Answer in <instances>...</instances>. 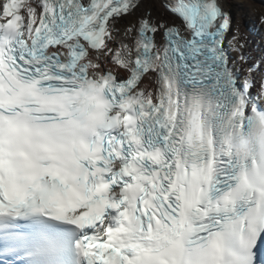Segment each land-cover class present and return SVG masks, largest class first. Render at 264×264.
Here are the masks:
<instances>
[{
  "label": "snow or ice",
  "instance_id": "obj_1",
  "mask_svg": "<svg viewBox=\"0 0 264 264\" xmlns=\"http://www.w3.org/2000/svg\"><path fill=\"white\" fill-rule=\"evenodd\" d=\"M140 6L0 0V220L77 225L82 264H264V56L224 0Z\"/></svg>",
  "mask_w": 264,
  "mask_h": 264
},
{
  "label": "bare ground",
  "instance_id": "obj_2",
  "mask_svg": "<svg viewBox=\"0 0 264 264\" xmlns=\"http://www.w3.org/2000/svg\"><path fill=\"white\" fill-rule=\"evenodd\" d=\"M246 3H249L253 7V10H254L253 13L250 12V10L246 7ZM161 4H162V0H143L141 2V6H140V12L137 13V16L140 15V13L143 12L144 9H146V8H151L152 13L154 15H157L158 11H159V6ZM225 5L227 8H230L232 13H234V14L237 11H239L242 14L243 26H244L245 22H249V24L252 28H249V25H247V28L253 29L255 32H257L258 36H257L256 41L253 42V40H250L252 38H249L248 46L245 49V52L250 53L251 58H253L255 55H257V52L264 50V40L262 39V37L264 36V29L258 27L261 25L258 24L259 20L256 17L257 14H259V11H264V4H263L262 0H245V2H243L242 4H240V2H238L236 0H225ZM261 15H264V13ZM136 18H137L136 16L127 17L126 21L124 22L125 25L128 23L134 22L136 20ZM253 27H257L256 30ZM261 29H262V31H261ZM241 30L243 32H245L246 28H244V29L241 28ZM256 45H259L258 48H260V49L255 51ZM232 55H234V54H232ZM253 61H254V59H251V62H253Z\"/></svg>",
  "mask_w": 264,
  "mask_h": 264
},
{
  "label": "rangeland",
  "instance_id": "obj_3",
  "mask_svg": "<svg viewBox=\"0 0 264 264\" xmlns=\"http://www.w3.org/2000/svg\"><path fill=\"white\" fill-rule=\"evenodd\" d=\"M236 1H238V2H240V4H242L243 2H245V0H236ZM262 2H263V4H264V0H262ZM246 7L250 10V12H254V10H253V7L249 4V3H246ZM264 13V11H259V14H257V18H258V16L260 15L261 16V14H263ZM240 14V12L239 11H237L236 12V16H238ZM236 24H239V21L236 19L235 20V22H234V26L236 25ZM258 24H260L259 22H258ZM247 25H249V28H252L251 26H250V24H249V22H245V24H244V26H243V24L240 26L242 29H244V28H246V30H245V32H246V34H247V38H248V35L250 36V35H253V31H250V30H253V29H248L247 28ZM261 26H258V27H260V28H262V29H264V24H260ZM255 30H256V28L257 27H253ZM262 29H261V31H262ZM249 38H251V37H249ZM249 38H248V40H249Z\"/></svg>",
  "mask_w": 264,
  "mask_h": 264
},
{
  "label": "clouds",
  "instance_id": "obj_4",
  "mask_svg": "<svg viewBox=\"0 0 264 264\" xmlns=\"http://www.w3.org/2000/svg\"><path fill=\"white\" fill-rule=\"evenodd\" d=\"M33 264H51V257L43 251L33 249L31 253Z\"/></svg>",
  "mask_w": 264,
  "mask_h": 264
}]
</instances>
